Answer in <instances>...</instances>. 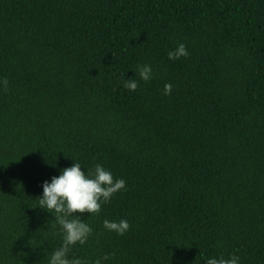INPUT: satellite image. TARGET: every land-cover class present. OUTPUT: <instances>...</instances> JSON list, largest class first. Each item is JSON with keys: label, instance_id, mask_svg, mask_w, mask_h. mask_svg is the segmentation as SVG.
<instances>
[{"label": "trees", "instance_id": "1", "mask_svg": "<svg viewBox=\"0 0 264 264\" xmlns=\"http://www.w3.org/2000/svg\"><path fill=\"white\" fill-rule=\"evenodd\" d=\"M3 80L0 264H45L59 246L35 199L73 161L125 187L77 213L92 232L70 257L264 264V0H0Z\"/></svg>", "mask_w": 264, "mask_h": 264}, {"label": "clouds", "instance_id": "2", "mask_svg": "<svg viewBox=\"0 0 264 264\" xmlns=\"http://www.w3.org/2000/svg\"><path fill=\"white\" fill-rule=\"evenodd\" d=\"M188 55L184 43H178L174 49L167 52L170 60L179 59ZM152 69L147 63L138 64L135 75L140 79L148 81L151 78ZM0 83L6 84L3 80ZM123 87L132 91L137 87L134 78L123 81ZM172 85L165 83L163 86L164 95H168ZM73 161V160H72ZM125 187L123 178H113L112 173L101 163H95L91 170L82 171L81 164L76 161L70 166L60 170L59 175L52 176L49 180L41 183L42 192L35 199L40 209L48 212L58 225L61 235V243L54 248L50 254L45 256V264H89L77 256H69L71 248L76 244H84L92 228L77 215L85 212L88 215L99 212L102 203H107L112 195ZM103 228L108 232L123 235L129 228L126 219L108 220L102 222ZM107 259V255L97 257L91 264H102V260ZM240 258L235 254L227 257L208 256L204 264H238Z\"/></svg>", "mask_w": 264, "mask_h": 264}]
</instances>
